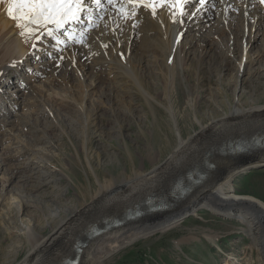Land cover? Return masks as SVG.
<instances>
[{"label": "rangeland", "instance_id": "rangeland-1", "mask_svg": "<svg viewBox=\"0 0 264 264\" xmlns=\"http://www.w3.org/2000/svg\"><path fill=\"white\" fill-rule=\"evenodd\" d=\"M255 1L256 8L248 11V18L241 5H236L226 17H214L211 23L196 16L197 11L194 18H183V26L170 22L167 27L171 25L175 36L186 29L169 52L163 39L165 30L152 24L150 9L145 22L138 23L141 34L134 45L139 51L130 49L131 35L125 36L123 29L133 31L136 24L128 12L130 8L117 10L116 17L110 19L116 25L107 21L114 25L112 34L119 23V40L111 39L107 44L99 42L105 40L99 37V48L96 45V51L85 59L76 57L72 50L57 51L45 45L58 53L52 58L56 68L42 71L36 59L42 55H26L20 73L29 88L22 90L21 97L15 99L21 87L18 80L2 76L0 264H18L26 256L29 244L23 233L27 224L50 237L48 254L55 256L75 238L73 233L78 227L89 225L90 230L106 211H120L122 205L111 206L107 197L77 217L67 230L70 237L51 236L55 225L75 209L81 210L82 205H91V199L102 188L115 183L113 188L119 190L115 202H124L131 195L128 184L135 182L138 172H150L164 163L174 153L178 139L201 132L212 120L229 115L235 105L247 109L264 105V5ZM196 5L189 7L195 12ZM91 29L102 31L104 26ZM28 40L31 38L26 40L27 45ZM85 43L80 46L83 48ZM102 44L107 47L101 48ZM63 54L65 58L60 60ZM89 57L90 61L106 60L108 71L97 75L86 70L85 60ZM90 61L86 60L87 65ZM241 62L246 63L247 70L239 78L237 67ZM35 65L41 70L39 76ZM217 128L212 131L213 140L227 133V129ZM254 128L247 124L244 129ZM186 156L176 162L184 164ZM164 177L172 178L169 174ZM232 184L234 193L249 194L264 202V164L244 169L234 176ZM124 227H114L107 242L123 237ZM242 227L238 219L200 208L196 215H186L167 229H155L107 253L101 264H225L226 260L230 264H258L264 238L253 244ZM95 244L98 247L100 242ZM88 245L97 249L93 240ZM84 257L79 262H84Z\"/></svg>", "mask_w": 264, "mask_h": 264}, {"label": "bare ground", "instance_id": "bare-ground-1", "mask_svg": "<svg viewBox=\"0 0 264 264\" xmlns=\"http://www.w3.org/2000/svg\"><path fill=\"white\" fill-rule=\"evenodd\" d=\"M217 2H218V5H217ZM220 2L221 0H209L206 7L200 8L198 11L197 9L195 10V12L197 11L196 16L200 17L204 22L211 23V20L214 17L218 19H221V18L223 19L222 15L226 17L227 14H230L233 8H235L234 6L241 5L242 13H244L245 16L248 18L249 17L248 11L252 7L256 8L257 1L255 0H223V2L221 3ZM260 5L262 6V4ZM123 6H124V9L130 8L128 12H130L132 22L136 24L134 26L133 31H129L128 30L129 28L127 29L122 26L124 28L123 29L124 35L127 33L125 36H128L129 38L131 35L132 43L129 44L130 49L133 48V50L139 51V48L136 47V45H134L137 42L138 37L141 34V31L139 29L140 27H138V23L139 21L141 23L145 22L146 20L145 14L148 16L149 10L147 8H144L143 6H137L134 10L135 14H133L132 6L127 5V4ZM189 6H188V11L191 9V12L188 13L187 11V15H185L184 17L188 15L190 16L191 13L194 12L192 7H189ZM7 7H8L7 0H0V58H1L0 60V80L2 76L6 74H7L6 76L8 77H14L15 79L18 80L21 87L17 89L18 92L15 93L16 95L15 99H17L16 97L18 96L21 97L22 90H25L24 88L28 86L27 80L24 77H22L20 73V69L22 67L21 63L23 62L24 59H26V55L31 54L32 56L36 57V54L38 55L41 54L42 56L39 58L38 62L42 68V71L44 69L51 70L52 68L54 69L56 68V66L53 64L55 60H52V58L54 56H57L58 52L54 49H50L51 48L50 46L45 48V45H52L56 49L64 48L67 50L68 49L72 50L71 52L74 53L75 56L76 54L77 56L78 55L81 57L84 56V59H85L86 58L85 56L88 57L90 56V54L96 51L95 47L98 44L97 41H99V37H103V39H105L104 41L102 40L99 42L110 44L111 39L119 40L118 34L120 33V31L122 32V29H118L119 23H117L116 28L118 30L116 29V32L115 33L113 32L114 34L110 33L112 31V28H114L113 26L116 25L115 21H112L110 19H114L116 17L115 11L119 10L122 7V5L117 4L115 7H113L105 3L100 8H97L96 6H92L91 8L88 9L87 13L81 15L82 20H84L86 16L89 17L91 19L92 26H96L99 24H100V27L104 26V29L102 31L97 29L98 31L94 32V30H92L91 27H88L87 23H83V24L74 23L70 27V30L76 33L77 38H79L81 31L85 32L84 37L87 38V42L84 38L83 43L86 42L85 43L86 46L82 48L80 44H76L72 41H70L66 46L62 44L57 45L56 41H54L53 39H49V37L43 38L42 36L41 41H35V43L38 45V48L34 49V51L36 50V52H34L33 48L31 47V42H34V37L31 38V40H28L30 42H28L29 45H27L26 44L27 39L24 36H21L19 34L21 29H18L16 27V21L11 19L7 15ZM195 7L197 8V5ZM218 11H221V13L218 14L217 13ZM172 14H173V9L171 6H166L163 8H161L160 6H157L155 16L151 14L153 17V18L151 17L152 24L155 23L157 27L165 30L164 37L167 38V35L169 36V39H166L163 37V39L165 40V45L168 46L167 47L168 52H169V49L174 46L175 41H176L175 45L177 44V37L181 36L182 32L184 33L186 29V28L181 29L180 35L177 34L175 36V32L172 33L171 25L167 27V25L170 24V22H173ZM175 16H176V20L178 21L176 23L180 24L179 26H183L182 23H180L179 21L183 19L184 17H181L179 15V12H176ZM255 16H258V15L256 14ZM107 20H109L111 23L114 22V25L110 26V23L108 25ZM191 24L193 25V23ZM66 27H69V26H66ZM126 29L127 31L125 32ZM244 34H247V32H245ZM75 45L79 47H74ZM98 48L99 46L97 47V49ZM233 50L231 52H233ZM49 53H51L52 55H49ZM246 59L247 57L245 58V60ZM86 60L87 62L90 61V57ZM86 60H85V66H86V70H88L89 72L94 71L96 72L95 74L98 75L102 72L103 73L106 72V70L108 71L110 64L106 65L107 64L106 60L97 61L96 59L92 61L91 59L89 65H87ZM246 62L248 61L246 60ZM127 67L129 66L127 65ZM237 68H238L237 69L238 77L241 78L240 76L241 75L243 76L244 73H246V70H247L245 69L246 63L241 62ZM35 69H36L35 71L37 72V76H39L41 74L40 73L41 70H38L36 65H35ZM88 75L86 76V74H84L85 77H89ZM27 88H29V86ZM0 91H2L1 88H0ZM219 118L221 117H218L212 120L211 123L207 127H205L204 129L202 128V131L196 133L194 136L189 137L188 139H185V140L182 138L178 139L177 146H176L174 153L170 155V157H168L164 163L156 165V166L153 165L154 167L150 170V172H147V173L138 172V174L136 175L135 182H131L128 184L132 188L131 195L129 194L130 195L129 198L125 199L124 202H115L116 200L115 196L117 193L116 191H119V190L113 188L115 187L114 185L115 183L114 184L111 183L108 186L102 188L101 191L91 199L92 201L91 205H89V203L82 205L81 206L82 208L80 207L81 210L76 211L75 209V211H72L73 212L72 214L70 213L69 216L61 220L57 225H55L52 228L51 236L52 234H55L56 236H59L62 234H65V235L68 234V236L70 237L71 235L70 233H68L67 230L69 226L74 223L77 217L81 213H85L86 208H89L93 204H98L100 201L108 197L109 198L108 201L109 202L111 201V206L115 204L116 205L118 204L119 206L122 205V206L119 209L120 211H116V212L106 211L105 214L103 212L104 215L101 218L99 217L94 223L95 224L94 227L105 226L106 224L109 223L110 220L116 217L118 218L119 216H121L122 213H124L125 215L127 210H130L135 205H139L145 200H150L156 196L159 198L167 194H170L169 192L170 189L173 188L175 182L177 181V179L180 178V176H182L184 180L186 181V177L188 175H190L191 173H194L196 169L200 170L203 167V169L206 172V175L202 177V175L196 174V176L199 178V180L196 183H194L196 186L192 188L188 193L182 195L181 197H178L176 202L172 203L171 206H169L166 210L148 212L136 218H131V219L126 218L124 222L120 224L122 226L123 225L125 226L123 229L124 230L123 237L113 240L111 244L107 242L108 241L107 239H108L109 233L111 232L113 228L104 229L100 231L99 233H97L96 235H94L93 237H87L86 233L89 231V229H87L89 225L88 223H86L88 225L87 228H85L84 226V227H78L79 229H76V231L73 230L74 231L73 234L75 238H72L69 244H65V249H59V253L56 252L58 254H56L55 256L54 255L50 256V254H48L50 253V250H49L50 244H52V242H49L50 237L42 236L40 233L36 232L34 228H32L29 224L24 225L25 230L23 229L24 230L23 234L25 235L28 241L29 250L26 256L20 262H18V264H63L65 260L70 261L75 255L77 256L76 264L79 262V259L83 258L85 255L86 256L84 257V262L81 260L83 264H101V260L103 259L104 255L106 256L107 253L111 251L112 252L116 251L118 248L123 247L127 243L134 240L136 237L148 234L152 231H155V229H165L166 226L174 225L176 221L175 220L176 217L175 215L174 216L172 215L175 213L176 210H178V209L175 210V207L177 206H180L181 209L184 208L182 212L190 208L192 210L193 215L194 214L196 215V213L198 212L200 208L201 209L207 208V210L213 213H217L221 216L238 219L241 222H243L244 227H242L243 229L242 231L248 237H250V239H252L253 244L256 243L258 238H261V239L264 238V202L249 194L246 195V194L234 193L233 184H232V180L236 174L240 173L244 169H248L253 166L264 164V146H261V142L264 141V127H261L264 124V105L251 107L249 109L240 108L239 106L235 105L233 111L229 115L223 116L221 119ZM247 124H252L253 126H255L254 130L251 129L249 131H245L244 128ZM217 127H220L222 129H227V133L221 136L217 134V136L219 135L220 138L218 139L216 138V140H213L212 134L214 132L212 133V131L213 129ZM217 129L219 130V128ZM198 142H200L199 145H197ZM234 142H238L240 145L247 144L251 146L250 148L242 150V151L231 152L230 149L233 146ZM216 146H218L219 148H217ZM225 147L227 150L225 149ZM180 156L182 157L186 156L184 164H179L176 162L177 160L179 161ZM212 173H214V175ZM166 174L167 175L169 174L170 178L171 177L172 178L165 179L164 176ZM10 180H8V182H10ZM13 199L15 200L17 198L13 197ZM118 200L120 199L118 198L117 201ZM14 202L17 205L16 207H18L19 206L18 201L15 200ZM142 207H144V205H142ZM110 208H113V207H110ZM182 212L179 215H181ZM83 237L88 240L84 242L82 249H78V253H77V250L76 251L74 250V245L73 246L71 245L78 243V242H83L84 240ZM92 240L94 241L95 246H96L95 243L100 242L98 247L97 246L95 247L99 250L97 249L95 250L92 246L88 245V243H90ZM58 244L61 245L62 242ZM58 244H56V246ZM56 257H58V259L54 261ZM258 258L259 259L261 258L258 264H264V248L263 250L261 249V251L259 252ZM224 262L225 264H230L228 260Z\"/></svg>", "mask_w": 264, "mask_h": 264}, {"label": "snow or ice", "instance_id": "snow-or-ice-1", "mask_svg": "<svg viewBox=\"0 0 264 264\" xmlns=\"http://www.w3.org/2000/svg\"><path fill=\"white\" fill-rule=\"evenodd\" d=\"M208 2L209 0H7V15L16 21V27L21 29L19 33L21 36L26 39L34 37L31 47L36 49L38 45L35 41H41L42 36L52 37L57 45L66 46L70 41L82 44L85 32L81 31L77 38L76 33L71 31L70 27L74 23H87L88 27H92L89 17L81 19V15L87 13L92 6L100 8L106 3L115 7L120 4L122 7L119 10L123 12V5L127 4L132 6L133 14H135L134 10L137 6H143L150 9L153 16L156 14L157 6L161 8L171 6L173 9L172 21L176 23L178 22L175 16L176 12L184 17L187 15L190 4L197 3L198 11L200 8L206 7ZM259 3L264 5V0H259ZM195 15L196 12H192L188 18L192 19ZM179 22L183 23V19ZM179 40L180 36L177 37L178 42ZM101 47L106 48L107 45L102 44ZM57 51H62V49L58 48ZM49 55L52 54L49 53ZM120 55L122 57L123 53ZM64 58V56H60V60ZM36 59L39 57L37 56ZM74 64L75 60H73ZM57 67H59V60H57ZM28 71L32 70L28 69Z\"/></svg>", "mask_w": 264, "mask_h": 264}, {"label": "water", "instance_id": "water-1", "mask_svg": "<svg viewBox=\"0 0 264 264\" xmlns=\"http://www.w3.org/2000/svg\"><path fill=\"white\" fill-rule=\"evenodd\" d=\"M250 146L251 145H247V144L246 145H240L238 142H234L230 151L231 152L242 151V150H245L247 148H250ZM225 149H226V147H225ZM194 174H195V176H194ZM196 174L202 175V177H204L206 175V172L203 169V167L200 170L196 169L194 171V173H191L190 175H188L186 177V181L184 180V178L182 176H180V178L177 179V181L175 182L173 188L170 189V191H169L170 194H167V195H165L163 197H159V198L156 196L150 200H145L142 203H140L139 205H135L130 210H127L125 215H124V213H122L121 216H119L118 218L116 217V218L110 220L109 223L106 224L105 226L92 227L86 233L87 237H93L94 235H96L97 233H99L100 231H102L104 229L114 228V227L120 225L121 223H123L126 218L131 219V218H136V217L142 216L148 212H156V211H160V210H166L169 206H171L172 203L176 202L178 197H181L182 195L188 193L192 188H194L196 186L194 183H196L199 180V178L196 176ZM142 205H144V207H142ZM139 206H141V207H139ZM197 207H196V209H197ZM183 210H184V208H182V209L179 208L172 215V216L175 215V217H176L175 223L182 220L186 215L192 214V210L190 208L188 210H185L184 212H182ZM181 212H182V214L179 215ZM83 239H84L83 242H78V243L74 244V250L75 251L77 250V253H78V249H82L84 242L86 240H88L84 237H83ZM63 264H69V261L65 260Z\"/></svg>", "mask_w": 264, "mask_h": 264}, {"label": "crops", "instance_id": "crops-1", "mask_svg": "<svg viewBox=\"0 0 264 264\" xmlns=\"http://www.w3.org/2000/svg\"><path fill=\"white\" fill-rule=\"evenodd\" d=\"M207 263L209 262V261H206Z\"/></svg>", "mask_w": 264, "mask_h": 264}]
</instances>
